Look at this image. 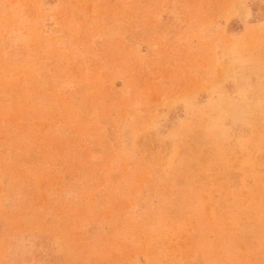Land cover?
Instances as JSON below:
<instances>
[{
    "label": "rangeland",
    "instance_id": "1",
    "mask_svg": "<svg viewBox=\"0 0 264 264\" xmlns=\"http://www.w3.org/2000/svg\"><path fill=\"white\" fill-rule=\"evenodd\" d=\"M0 264H264V0H0Z\"/></svg>",
    "mask_w": 264,
    "mask_h": 264
}]
</instances>
